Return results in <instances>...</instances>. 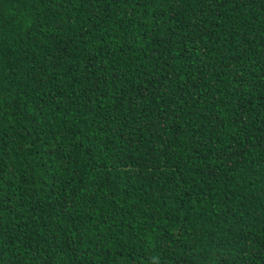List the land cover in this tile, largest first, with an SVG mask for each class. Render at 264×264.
I'll use <instances>...</instances> for the list:
<instances>
[{
    "label": "trees",
    "instance_id": "1",
    "mask_svg": "<svg viewBox=\"0 0 264 264\" xmlns=\"http://www.w3.org/2000/svg\"><path fill=\"white\" fill-rule=\"evenodd\" d=\"M0 264H264V0H0Z\"/></svg>",
    "mask_w": 264,
    "mask_h": 264
}]
</instances>
